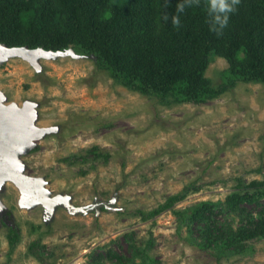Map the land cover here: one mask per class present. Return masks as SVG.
I'll list each match as a JSON object with an SVG mask.
<instances>
[{
	"label": "rangeland",
	"instance_id": "obj_1",
	"mask_svg": "<svg viewBox=\"0 0 264 264\" xmlns=\"http://www.w3.org/2000/svg\"><path fill=\"white\" fill-rule=\"evenodd\" d=\"M78 54L42 58L39 71L20 56L0 64L6 102H36L37 125L52 129L22 155L25 173L44 177L52 195L92 205L78 214L59 205L46 218L41 203L22 207L19 187L8 181L0 192L7 207L0 264H95L107 249L128 253V231L141 245L152 237L155 264H264V237L217 260L190 243L186 226L178 230L171 210L146 221L135 214L180 192L177 208L207 200L224 206L240 180L264 179V83L228 82V60L212 55L206 76L229 83L223 92L206 103L169 104L116 83L94 55ZM233 224H241L238 216ZM9 225L20 233L13 250ZM38 240L43 260L31 251Z\"/></svg>",
	"mask_w": 264,
	"mask_h": 264
},
{
	"label": "trees",
	"instance_id": "obj_2",
	"mask_svg": "<svg viewBox=\"0 0 264 264\" xmlns=\"http://www.w3.org/2000/svg\"><path fill=\"white\" fill-rule=\"evenodd\" d=\"M231 3L0 0V43L54 51L73 48L76 53L94 55L100 70L131 90L169 104H201L219 96L229 84L217 86L206 76L212 55L228 60V82L264 83V0H239L232 11L221 10ZM217 16L227 17V24L221 27ZM185 196L186 192L170 195L157 207L135 214L146 221L171 210L178 230L186 226L190 243L217 260L241 253L248 241L264 237V179L240 180L224 206L207 200L177 208ZM237 216L239 226L233 224ZM135 237L133 231L124 233L128 253L110 248L105 256L97 253L93 261L105 264L103 259L109 258L122 264H155L150 253L152 237L143 245ZM19 238L18 228L9 225L11 250ZM39 248L38 240L31 251L43 260Z\"/></svg>",
	"mask_w": 264,
	"mask_h": 264
},
{
	"label": "water",
	"instance_id": "obj_3",
	"mask_svg": "<svg viewBox=\"0 0 264 264\" xmlns=\"http://www.w3.org/2000/svg\"><path fill=\"white\" fill-rule=\"evenodd\" d=\"M0 49L4 51L0 54V64L17 55L25 57L27 53H37L30 62L37 71L42 68V58L80 56L73 48L54 51L43 47L32 49L28 45L9 47L5 43H0ZM37 119L38 104L36 102L27 100L22 105L17 102L7 103L5 94L0 90V192L4 190L9 180L13 181L21 192L20 205L27 208H33L41 203L37 197L31 202H26L28 198L32 195L42 196L46 201L42 203L46 218L52 217L59 205L65 206L73 214L87 212L92 205L89 207L75 205L71 195H52V190L46 186L44 177H33L25 173L26 164L22 160V155L36 145V139L42 138L52 130L50 127L38 126ZM3 213H7V207L0 198V216Z\"/></svg>",
	"mask_w": 264,
	"mask_h": 264
},
{
	"label": "clouds",
	"instance_id": "obj_4",
	"mask_svg": "<svg viewBox=\"0 0 264 264\" xmlns=\"http://www.w3.org/2000/svg\"><path fill=\"white\" fill-rule=\"evenodd\" d=\"M239 0H232L231 4H227V5H222L221 6V10H227V11H232L233 10V6L238 3ZM213 7H215V4L213 5ZM217 22L219 23V25L221 27L225 26L227 24V17H224L223 19H221L219 16L216 17Z\"/></svg>",
	"mask_w": 264,
	"mask_h": 264
},
{
	"label": "bare ground",
	"instance_id": "obj_5",
	"mask_svg": "<svg viewBox=\"0 0 264 264\" xmlns=\"http://www.w3.org/2000/svg\"><path fill=\"white\" fill-rule=\"evenodd\" d=\"M3 52H4V51H2V49H0V54H3ZM36 54H37V53H27V54L25 55V57H23V58L31 62V59H33V57L36 56ZM17 56H20V55H17ZM14 57H16V56H14ZM11 58H12V57H11ZM9 181H10V180H9ZM36 197L40 200L41 204L44 203V202H46V201H45V198H43L42 196H39V195H32L31 198H28V199L26 200V202H31V201H32L33 199H35ZM47 202H49V201L47 200ZM39 204H40V203H39Z\"/></svg>",
	"mask_w": 264,
	"mask_h": 264
}]
</instances>
